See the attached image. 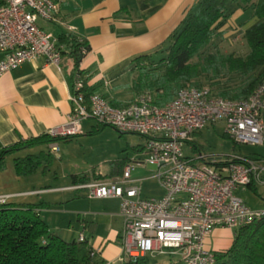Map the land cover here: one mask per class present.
I'll return each instance as SVG.
<instances>
[{
	"label": "built area",
	"instance_id": "2783aa9c",
	"mask_svg": "<svg viewBox=\"0 0 264 264\" xmlns=\"http://www.w3.org/2000/svg\"><path fill=\"white\" fill-rule=\"evenodd\" d=\"M55 0H3L0 5V77L23 62L59 65L61 51L53 35L38 20L55 21ZM85 48L81 53H85ZM85 76L73 74L66 121L50 128L51 136L82 133V121L111 126L120 133L146 138L144 163L156 166L154 177L163 194L141 196L131 178L140 162L127 163L118 178L71 186L87 188L88 196L117 198L123 220L120 246L124 258L135 262L147 254H179L184 264H215V253L205 239L216 227L237 229L264 216V208H251L235 191L249 184H264V153L231 155L225 161L201 153L185 156L183 146L207 125L222 124L225 135L236 145L264 146V77L244 99L213 95L208 87L186 85L164 105L153 103L149 94L134 96L115 107L100 94H87ZM57 144L51 149L57 150ZM11 195H0V203ZM78 240H84L81 233ZM95 249L90 255L94 256Z\"/></svg>",
	"mask_w": 264,
	"mask_h": 264
},
{
	"label": "crops",
	"instance_id": "0c3cea01",
	"mask_svg": "<svg viewBox=\"0 0 264 264\" xmlns=\"http://www.w3.org/2000/svg\"><path fill=\"white\" fill-rule=\"evenodd\" d=\"M55 1L58 5L55 21L44 30L53 35V40L60 51L67 50L65 44L57 41L60 32L71 33L82 40L88 49L81 56L78 67L84 72L87 91L100 94L110 102L122 104L134 96L129 88L133 78L134 60L139 56H148L151 61L162 58L171 34L179 28L183 18L198 0ZM2 3L3 0H0V5ZM256 22L257 18L251 9H233L217 29L220 33L217 48H235L236 41L233 38L235 34L243 37V32ZM73 67V60L65 53L61 55L59 65L45 63L43 59L23 62L0 77L1 147L39 137L46 134L50 128L66 121L71 110L69 96ZM81 126L82 133L76 137L99 133L107 127L98 130L97 123L92 119L83 120ZM145 142L146 138L141 136L140 143L126 144L128 153L120 159L111 161L105 172L72 173L67 175L68 181L62 186H44L37 189L33 188L31 183L25 189L17 187L16 183L21 176L15 174L16 176L12 175L15 184L6 185V190L0 194L25 197L21 199L23 201L16 200L18 202L15 203L42 204L37 213L44 222L54 215L71 214L69 222L71 236L77 239L82 232L89 246L96 251L94 264H127L119 241L123 227L119 200L89 197L87 188L71 186L118 178L123 168L120 162L123 161L126 165L133 160L140 162L131 170V178L139 185L146 178L140 176L138 171V168L145 165L143 162ZM52 144L34 146L38 149L36 153L49 151L55 160ZM56 146L58 149V144ZM154 173L155 171L151 175L152 178H155ZM83 174H87L88 179L72 178V175ZM242 191L247 190L240 188L235 194L241 198L238 193ZM162 194L147 198H159ZM141 196L144 197L142 190ZM249 206L264 208V195L253 196L252 204ZM48 228L50 229L49 225ZM50 230L55 232L53 229ZM234 230L227 227L214 228L205 239V247L215 254L224 253L232 244ZM136 264H184V261L179 254H147L138 258Z\"/></svg>",
	"mask_w": 264,
	"mask_h": 264
},
{
	"label": "trees",
	"instance_id": "16d2710c",
	"mask_svg": "<svg viewBox=\"0 0 264 264\" xmlns=\"http://www.w3.org/2000/svg\"><path fill=\"white\" fill-rule=\"evenodd\" d=\"M235 8L251 9L257 18V22L243 32L248 46L245 55L222 53L217 48L220 36L217 29ZM57 41L67 46L61 55L67 53L73 60V74L85 76L78 67L83 55L81 49H88L84 42L68 32H60ZM208 47L215 50L210 51ZM164 51V56L157 61H151L148 56L134 60L129 85L134 96L149 94L153 103L161 106L172 100L181 87H202V83L207 82L213 95L231 100L246 98L264 77V0H198L171 34ZM231 77H237L238 82L231 83ZM87 94L90 93L87 91ZM110 104L120 107L124 103L112 101ZM97 125L98 130L106 126ZM76 136L46 133L0 146V170L4 169L5 157L20 149L67 143ZM53 158L49 151L16 157L13 169L18 176L29 175L41 166L50 165ZM120 165L125 166L123 161ZM72 178L85 180L88 175H72ZM246 187L259 196L254 184ZM41 205L0 203V264H94V256L90 255L92 248L85 238L64 240L51 231L37 213ZM215 258V264H264V216L235 229L231 246L224 253L215 254ZM136 263L137 260L127 261V264Z\"/></svg>",
	"mask_w": 264,
	"mask_h": 264
},
{
	"label": "rangeland",
	"instance_id": "374dc122",
	"mask_svg": "<svg viewBox=\"0 0 264 264\" xmlns=\"http://www.w3.org/2000/svg\"><path fill=\"white\" fill-rule=\"evenodd\" d=\"M38 25L47 30L51 26V22L39 19ZM233 38L236 41L235 48H219V51L222 53L245 55L248 51V46L245 40H243L242 35L235 34ZM207 49L210 51L215 50L211 47H208ZM228 77L229 76H227V78ZM230 80L231 83L234 84L238 82L237 77H231ZM202 87H209V84L203 82ZM138 142H141V135L136 133H120L109 126L105 127L99 133L81 135L73 138L69 144L59 142L57 143L58 149L54 151L56 159L53 160L50 165L37 168L32 174L21 176V179L16 183V186L22 189H25L31 184L33 188L36 189L44 186L57 187L66 184L68 181L67 175L72 173L91 171H97L99 173L105 172L111 161L120 159L128 153L129 150L126 147V144L129 143V145H132ZM192 145L196 148H193ZM37 150L38 149L34 147L33 149L17 151L14 154L5 157L4 169L0 170V193H4L6 185L15 184L12 181V175H15V171L13 170V158L33 154L36 153ZM183 152L187 157H193L200 152L205 158L217 157L222 161H225L229 156L236 154L246 156L263 154L264 146L253 144L236 145L225 135L222 124L218 123L215 125H207L203 129L194 133L191 142L184 144ZM155 169L156 166L150 163H145L144 167L138 168L139 175L146 176V178L139 183L144 197H156L163 193L157 179L151 177ZM256 187L257 192L263 196L264 184H257ZM246 188V186L241 187L242 190L247 191H242L241 193H238V195L251 205L253 196H258ZM21 199H25V197L18 198L10 196L7 202L15 203L23 201ZM70 221L71 214L63 213L49 217L45 222L49 225L50 229L55 230V232L57 231V234L64 240H72L71 228L69 230Z\"/></svg>",
	"mask_w": 264,
	"mask_h": 264
}]
</instances>
